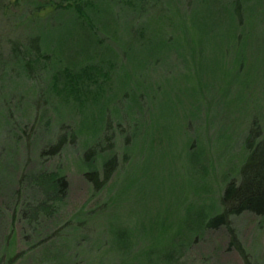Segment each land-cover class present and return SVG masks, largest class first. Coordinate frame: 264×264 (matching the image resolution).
<instances>
[{
    "label": "rangeland",
    "instance_id": "rangeland-1",
    "mask_svg": "<svg viewBox=\"0 0 264 264\" xmlns=\"http://www.w3.org/2000/svg\"><path fill=\"white\" fill-rule=\"evenodd\" d=\"M141 1L0 0V264H264V214L204 226L264 141V0Z\"/></svg>",
    "mask_w": 264,
    "mask_h": 264
},
{
    "label": "trees",
    "instance_id": "trees-1",
    "mask_svg": "<svg viewBox=\"0 0 264 264\" xmlns=\"http://www.w3.org/2000/svg\"><path fill=\"white\" fill-rule=\"evenodd\" d=\"M141 2L145 3L144 0ZM67 6L71 7L72 4L68 3ZM232 6L235 16L238 17L239 22H242L244 20L241 11L243 0H234ZM29 41L31 47L34 46L35 48H38V44H34V38H31ZM13 44H16V42ZM1 48L2 42L0 40V49ZM105 126L106 128H109L108 124ZM261 134V129L258 126V123L253 121L252 127L245 139L248 154L240 168V182L236 183V181L232 180L227 184L220 198L221 207L223 208L222 211L210 216L204 222V226L217 227L226 224L232 230V222L230 220L232 215L239 214L246 210L260 215L264 214V141H257ZM75 136L76 132L68 127L65 132L58 135L56 142L51 146V151L57 153L68 141H74L76 139ZM105 138V145H103L99 138L97 140L94 138L92 144L83 152L84 162L89 168L86 171V176L94 184L96 190L103 189L106 183L111 179L113 173L119 167L117 156L113 152V137L106 135ZM60 178L56 177L52 180L57 192L59 189L58 185L56 186V183L58 182V184H60ZM61 180L63 182H61L62 186H65L64 179L62 178ZM235 237L236 236L234 235L233 242L235 241ZM237 247L242 251L239 244H237Z\"/></svg>",
    "mask_w": 264,
    "mask_h": 264
}]
</instances>
